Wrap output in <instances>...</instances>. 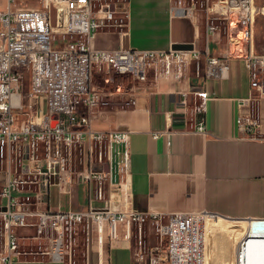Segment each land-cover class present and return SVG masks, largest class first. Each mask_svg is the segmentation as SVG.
Returning <instances> with one entry per match:
<instances>
[{"label": "built area", "instance_id": "1", "mask_svg": "<svg viewBox=\"0 0 264 264\" xmlns=\"http://www.w3.org/2000/svg\"><path fill=\"white\" fill-rule=\"evenodd\" d=\"M125 1L40 0L41 6L32 8L17 5L18 0H7V8L0 11V176L3 177L0 196L6 200L0 206V228L5 237V249L0 253L2 264H12L19 253V236L12 227L33 228L35 238L49 240L46 251L49 259L61 262L66 249L71 248L76 227L85 221L88 231V219L106 221L112 231L118 222L126 225L155 222L165 246L152 247L146 255L139 247L135 251L136 263L195 264L192 251L195 214L179 212L162 220L156 212L124 209L126 198L122 195L119 207L123 210L102 198L107 182L114 191L121 189V184L115 181L129 164V131L106 132L91 127L93 110L100 103L99 92L91 81L93 70L126 74L135 82L145 81L154 70L178 81L183 76L186 56L197 61L203 55L206 74L214 76L227 57L211 56L208 46L199 50L193 44L187 49L168 50H140L124 44L111 50L92 49L89 42L99 28L124 26ZM196 4L197 0H191L188 6H183L181 0H174L169 14L190 17ZM199 7L204 12L207 34L213 35L217 27L214 21L222 20L227 25L229 43L236 40L245 43L243 58L250 87L264 96V54L253 50L255 19L258 13H264V6L258 7L256 0H199ZM119 31L123 33L122 29ZM57 34L60 40H66L63 46L54 45ZM193 93L199 101L189 109L187 93L181 92L179 108L184 116L189 111L200 115L196 127L205 132L207 93L203 90ZM37 97H42L44 110L40 120H32L31 102ZM128 102L133 104L134 99L129 98ZM19 114L26 117L16 125ZM237 127L249 139L264 138L259 121L253 116L239 117ZM76 143L84 146L90 159L99 146L98 164L94 165L100 169L93 170L90 165L77 174L78 180L86 185L87 211L39 210L49 196L50 186L60 190L71 182L75 174L72 149ZM103 146L105 160H101ZM104 165L108 171L103 169ZM100 200L104 206L96 207L93 202ZM29 217H35L36 221L27 222ZM249 235L239 241L234 264H245L247 259L242 251ZM259 238L264 241V237ZM261 259L264 264V250Z\"/></svg>", "mask_w": 264, "mask_h": 264}, {"label": "crops", "instance_id": "2", "mask_svg": "<svg viewBox=\"0 0 264 264\" xmlns=\"http://www.w3.org/2000/svg\"><path fill=\"white\" fill-rule=\"evenodd\" d=\"M173 1L126 0L124 26L99 28L90 39V47L111 50L124 44L140 50H168L175 44L184 46L182 49L193 44L199 50L208 46L211 56L227 58L214 76L206 74L204 55L197 61L186 56L183 76L178 81L151 70L145 81H133L122 91L120 88L110 97L111 102L91 117L94 130L129 131V164L115 181L121 184V189L116 192L107 182L104 196L108 192L114 199L122 194L126 198L124 209L156 212L162 220L179 212H208L206 215L216 220H221L216 216L219 215L264 222V138L249 139L237 127L239 117L253 116L259 121V131L264 137V96L250 87L243 58L246 45L241 40L229 43L227 25L222 20L214 21L217 27L213 35L207 34L199 0L190 17H171L169 7ZM190 2L181 0L183 6ZM6 8L7 0H0V11ZM253 50L256 52L254 44ZM196 90L207 93L205 132L196 127L200 115L189 111L184 116L178 104L180 93L185 91L191 109L199 101L193 93ZM129 98L134 99L133 104L128 102ZM43 103L42 97L32 100L30 119L40 120ZM25 117L19 114L16 125ZM154 132L161 134L153 137ZM91 168L100 169L97 165ZM79 170H75L69 185L60 190L56 186L59 195L68 196V208L62 210L59 201L57 207H50L48 196L39 210L86 212V185L78 180ZM5 203L0 196V206ZM114 204L120 209L119 202ZM35 221V217L27 219ZM87 223L84 264H137L131 224L118 222L112 231L106 221L101 222L100 230L96 222L88 219ZM250 226L253 232H249L242 255L247 259L245 264H262L264 241L259 237H264V223L254 222ZM12 230L19 236V253L12 264H67L65 256L61 262L49 259L46 253L49 240L35 238L33 228L12 227ZM4 239L0 228V253L5 249ZM193 242L195 259L201 250L198 242Z\"/></svg>", "mask_w": 264, "mask_h": 264}, {"label": "rangeland", "instance_id": "3", "mask_svg": "<svg viewBox=\"0 0 264 264\" xmlns=\"http://www.w3.org/2000/svg\"><path fill=\"white\" fill-rule=\"evenodd\" d=\"M18 1L19 2L17 5H23L26 7L35 8L41 6L40 0ZM256 5L261 8L264 6V0H256ZM60 38L61 36L57 34L56 42L54 43L56 47L63 46L66 43V40H60ZM254 49L256 53L264 54V13H258L255 19ZM91 83L98 90L100 98L99 105L93 110L92 113V117H94L99 109L111 102L110 97L113 94H116L120 88L122 91L124 88L130 86L133 83V80L129 75L126 74H116L114 72L105 73L104 71L97 72L96 70H93ZM24 102H26V100ZM54 125L55 122H51V126L53 127ZM98 149L99 146L96 147V150L94 149L92 158L90 159L87 157V151H85L84 146L81 143L73 144L72 152L74 169L79 170L81 167L84 168L86 166L89 168L90 165L98 164ZM105 158L106 155L103 146L101 160H105ZM106 186L107 185L105 183V191L107 190ZM110 191L111 193L113 192V190ZM122 197L120 196L119 198L113 199V197L110 196L108 192L105 194V196L104 191L102 194V198L109 199L112 205H116L114 203L118 204V202L122 200ZM58 201L60 202V207L62 210H66L68 208V196L65 194L59 195L57 187L51 186L49 189V206L54 208L57 207ZM96 203V207L104 206L103 201L101 200L97 201ZM120 210H123L121 206ZM206 214L209 213L200 212L195 214V216L198 217L195 218L193 239L198 242L201 250V253L197 255L194 260L195 264H234L239 240L249 232H253L250 226L251 223H264L251 219H229L219 215L216 216H218L221 220H216ZM131 226V239L135 251L141 247L142 252L146 255L149 253V249L152 247L163 248L165 246V242L159 238L157 225L155 222L144 221L140 224H131ZM86 235V222L84 221L76 227V231L73 234V243L71 248L66 249L65 262L67 264H84Z\"/></svg>", "mask_w": 264, "mask_h": 264}, {"label": "bare ground", "instance_id": "4", "mask_svg": "<svg viewBox=\"0 0 264 264\" xmlns=\"http://www.w3.org/2000/svg\"><path fill=\"white\" fill-rule=\"evenodd\" d=\"M62 1H63L64 3H65V1H66V2H68V1H69V2H72V1H73L74 3L76 2V0H62ZM196 217H198V216H192V251H193V253H194V251H195V247H194V244H193V243H194V242H193V241H194V239H193V232H194V224H195V218H196ZM95 222H96V224H97V230H98V228L101 227V222H99V220H96Z\"/></svg>", "mask_w": 264, "mask_h": 264}, {"label": "water", "instance_id": "5", "mask_svg": "<svg viewBox=\"0 0 264 264\" xmlns=\"http://www.w3.org/2000/svg\"><path fill=\"white\" fill-rule=\"evenodd\" d=\"M110 9L113 10V6L111 5L110 6ZM174 49H182L184 48V46L180 45V44H175V46H173ZM52 119L54 120L55 119V116H52ZM105 170H107V166L105 165Z\"/></svg>", "mask_w": 264, "mask_h": 264}]
</instances>
